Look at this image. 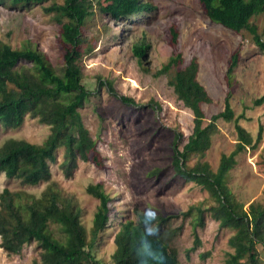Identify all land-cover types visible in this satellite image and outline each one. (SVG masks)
Instances as JSON below:
<instances>
[{
	"label": "rangeland",
	"instance_id": "rangeland-1",
	"mask_svg": "<svg viewBox=\"0 0 264 264\" xmlns=\"http://www.w3.org/2000/svg\"><path fill=\"white\" fill-rule=\"evenodd\" d=\"M142 1L152 9L116 22L102 11L106 0H95L93 14L81 29L84 44L91 47L82 59V82L92 93L76 109L95 140V151L88 154L87 160H78L72 174L66 176L60 168L64 148L59 146L54 151L55 160L49 163L48 182L22 185L18 179L0 173V191L22 189L38 196L48 183L56 182L65 194L75 198L88 233L98 200L85 188L89 183L102 182L110 197V217L104 235L93 249L96 258L112 264L113 237L119 222H139L145 215L158 221L164 218L163 222L173 229L170 244L177 264H222L232 251L227 240L234 230L220 227L209 214L202 227L195 225L193 209L183 214L190 207L215 202L205 189L185 181L173 168L174 133L182 134L181 149L192 130L193 114L177 98L168 80L177 68L195 58L196 79L211 98L210 102L201 103L204 122L223 109V99L230 91L234 114H244L239 124L253 139L262 125L261 139L254 147L246 146L236 154L235 164L225 176L235 199L248 208L251 202L264 203V102L252 106V100L264 93V51L258 50L244 33L211 21L199 0ZM51 5L54 4L46 1L17 8L6 0L0 4V37L12 47L29 40L59 69L63 45L59 25L45 10ZM253 21L259 30L264 29V14ZM172 30L176 32L174 37ZM138 43L142 46L139 59L132 52ZM176 54L181 58L178 64L171 66L168 73L155 76L161 64ZM233 55L237 61L228 84L226 71ZM18 66L30 68L31 63L21 61ZM34 74L50 83L40 71L35 70ZM106 80L112 82L118 94L131 97L137 105L124 104L109 94ZM100 81L103 85L98 87ZM216 127L209 148L204 153H191L188 165L205 161L215 170L220 155L235 147L233 122L219 119ZM48 133V125L26 116L16 128L0 126V146L8 138L39 143ZM54 232L57 235L58 229L54 228ZM258 248L264 264V251L261 246ZM39 254L35 241L24 245L19 254H7L0 247V264H35L40 261Z\"/></svg>",
	"mask_w": 264,
	"mask_h": 264
},
{
	"label": "trees",
	"instance_id": "trees-1",
	"mask_svg": "<svg viewBox=\"0 0 264 264\" xmlns=\"http://www.w3.org/2000/svg\"><path fill=\"white\" fill-rule=\"evenodd\" d=\"M6 0H0L3 4ZM14 7H29L46 1L51 19L59 25V40L63 45L62 66L56 69L44 54L29 40L19 47H12L0 37V126L16 128L25 117L36 118L49 126V133L41 142L8 138L0 146V173L7 178L18 179L22 185H36L51 178L49 163L55 160L54 151L64 148L60 168L69 176L77 167L78 160H87L96 149L95 140L85 127L76 107L87 100L92 91L82 82V59L91 47L84 44L81 29L93 14L95 0H8ZM208 18L222 26L249 36L261 52L264 51V29L259 30L253 19L264 14V0H199ZM152 9L142 0H106L102 11L114 21L132 18ZM173 37L176 32L172 30ZM141 45L134 44L133 54L142 56ZM181 60L180 54L170 56L155 76L168 73L171 66ZM21 61L31 67H19ZM236 55L230 59L226 71L229 84L230 73L236 65ZM198 64L195 58L177 68L169 77V84L177 98L193 114V126L182 148V134L175 132L172 141V165L175 173L187 182L205 189L215 204L193 206L196 226L202 227L205 216L218 221L220 227L234 232L228 237L232 248L222 264H261L260 249L264 251V203L251 202L248 208L236 200L225 183V176L235 164V156L246 146L254 147L261 139L262 125L258 126L256 138L239 124L244 114H234L230 104V91L223 99V109L211 114L205 121L201 103L210 102L204 86L196 79ZM40 71L50 83L39 79L34 71ZM103 82H98V87ZM104 85L112 96L122 103L135 106L129 96L118 94L111 81ZM264 102V93L252 100V106ZM232 121L236 132L235 147L221 154L215 170L205 161L187 164L191 153H204L216 132L217 121ZM85 191L98 200L92 215L89 232L80 220V208L73 196L65 194L56 182H50L37 196L22 189L3 188L0 191V247L7 254H19L24 245L35 241L40 248V261L35 264H105L96 258L93 249L104 235L109 222L110 197L102 182L89 183ZM139 222H119L114 234L115 249L112 264H177L175 249L170 240L173 229L164 218L154 219L141 215ZM53 227V228H51ZM58 229V234L54 232Z\"/></svg>",
	"mask_w": 264,
	"mask_h": 264
}]
</instances>
